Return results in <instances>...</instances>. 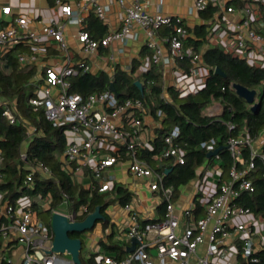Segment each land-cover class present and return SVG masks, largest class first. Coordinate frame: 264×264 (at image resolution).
<instances>
[{"label": "built area", "instance_id": "1", "mask_svg": "<svg viewBox=\"0 0 264 264\" xmlns=\"http://www.w3.org/2000/svg\"><path fill=\"white\" fill-rule=\"evenodd\" d=\"M117 1L125 5L121 29L109 32L101 38L94 37L84 28L78 31L77 38L85 56L94 54L101 46H109L116 40L125 43L132 31L133 23H136L146 30L147 45L153 49L151 62L169 63L172 59L191 60L189 70L175 85L181 94L205 86L202 78L208 76L210 70L203 69L202 54L197 52L194 46L185 44L189 31L182 16L152 14L141 0H133L131 4H127L126 0ZM251 1L195 0L194 3V9L197 11L207 10L211 4L225 7L229 12L240 9L242 23L230 36L226 44V52L246 60H250V49L264 55V20L259 19L262 14L257 17ZM55 4L60 8L66 22L60 24L57 20L54 21L45 28V34L54 40L55 48L68 55L70 47L65 38V26L67 24L83 26L84 14L92 7L95 8L97 16L103 20L106 17L107 7L96 0H83L76 5L65 0H55ZM0 13L10 15L12 6L0 4ZM26 24L25 16H16L11 22L0 27L1 54L12 51L19 44L27 42L31 44L32 52L18 51L15 54L20 67L35 66L39 63L40 54L46 50L39 33L27 30ZM165 26L172 28L171 33L161 37L162 42L169 46V56H164L163 45L157 40L159 30ZM42 65L41 69L44 68L46 73L45 80L43 83L34 80L38 86L36 94L29 102L35 110L43 109L46 118L54 126L81 138L80 141L73 139L68 142L64 167L72 170L73 174L87 167L94 179V183L89 188L103 195L114 188L116 178L111 171L112 168L128 161L130 174L137 178H145L156 204L165 208L162 216L153 217L140 214L131 202L132 199L123 204L128 214L127 220L120 224L117 230L110 225L105 231L123 244L126 253L118 257L104 253L100 246L95 247L97 264H215L214 257L227 255L226 240L234 233H238L242 239V248H236V253L241 254L249 264L259 260L258 252L261 247L256 239L255 224L247 219L238 220L239 217L249 214L250 210L239 205L237 200L244 191H255V184L249 174L256 168L257 158L264 161L263 145L259 146L247 130L238 136H231L228 140V148L234 158L229 178L221 182L215 194L209 193L201 180L195 190L198 203L179 209L177 190L167 182L166 178L171 164L186 162V150L179 141L181 135L179 126H174L164 134L163 147L151 160L141 157L139 154L141 150L147 147L154 149L151 143L141 137L145 114L153 113L142 99L120 100L110 87L87 95L74 91L73 79L81 72L91 71L87 57L75 63L68 61L61 67ZM4 101L5 99L0 95V104ZM157 113L162 115L161 110ZM4 115L11 123L17 121L14 106H8ZM228 125L230 129L236 127L232 122ZM34 131L35 128L29 126L30 136ZM245 146L251 148V157L247 161L243 157ZM202 147L208 152L215 151L216 141L214 139L204 141ZM103 149H108L109 152L103 155ZM122 150L126 151L127 159ZM22 157L26 158L25 151L22 152ZM2 163L0 150V166ZM238 163H241L242 167L238 166ZM37 167L43 174H51L49 167L42 162H39ZM215 174L218 177L222 174L217 164L208 167L205 178ZM1 175L0 171V177ZM262 176L264 177V170ZM33 179V173H30L27 180L33 181ZM63 195L64 201L70 206L69 210L54 211L65 213L72 221L84 220L93 212L90 211L89 204L85 203L77 208L72 207L68 194L64 192ZM115 198L113 194L109 202L113 203ZM34 201L47 207L51 198L23 196L16 205L5 202L0 207V237L5 240L13 238L17 245L23 248L22 264H76L71 257L66 258L63 254L48 252L52 247L54 233L50 231L47 222L38 217L37 210L33 206ZM200 206L205 207L203 215L196 213V209ZM134 238L137 239L135 248L129 251L128 248L133 244ZM7 244L0 247L5 253L8 250ZM0 259L8 260V257L3 253Z\"/></svg>", "mask_w": 264, "mask_h": 264}, {"label": "trees", "instance_id": "2", "mask_svg": "<svg viewBox=\"0 0 264 264\" xmlns=\"http://www.w3.org/2000/svg\"><path fill=\"white\" fill-rule=\"evenodd\" d=\"M217 11L215 6L210 5L202 15L210 18ZM102 35L106 30L97 18L92 20V28ZM169 28V33H171ZM168 33V34H169ZM206 30L204 26L197 28L198 38H190L188 43L195 45L199 52V46L204 42ZM15 50V49H14ZM14 50L6 54L0 53V95L5 99L0 104V150L3 163L0 166V193L2 200L0 206L9 202L16 205L23 196L29 198L50 197L49 208L40 211L41 206L34 201V209L41 218L47 221L50 231L51 217L64 201L63 193H67L72 205L78 207L80 204H89L90 211H94L98 205L104 203L103 195L96 191L86 189L73 178V171L64 167L63 156L68 145L65 131L50 122L43 109L35 110L29 102L36 94L37 84L34 78L37 74L35 66L20 67L14 54ZM152 54V53H151ZM181 65L189 70L190 59L180 60ZM203 62L210 68V73L204 87L185 95L172 86L169 93L172 101L163 97V79L161 66L152 64L149 70L138 76L143 84L141 89L136 84L133 73L117 67L114 78V86L119 94L120 100L127 98H140L145 105L151 109L156 117L163 122L164 134L174 126H179L181 135L179 141L186 150V162L184 164H171L166 175L167 182L176 190L186 185L197 176L198 168L207 161L217 164L222 170L220 183L229 178L230 169L234 165V158L228 148V140L231 136H238L248 131L249 135L257 140L264 131V67L251 65L246 59L235 57L225 52L220 47L208 49L203 53ZM134 66L133 72L136 71ZM217 68L225 73L216 72ZM234 82L257 89V98L261 106L254 110L253 103H249L241 97L233 87ZM73 90L84 95L95 91H103L109 88L110 77L107 73L94 75L89 72H81L74 79ZM260 92V93H259ZM218 101L222 109L218 113H209L207 109ZM13 102H15L13 104ZM14 106L17 121L11 123L4 111L7 107ZM161 110L162 115L157 111ZM236 125L234 129L229 128V123ZM29 126L35 131L29 135ZM30 136V137H29ZM214 139L216 141L217 154L209 157V152L202 147L204 141ZM29 140L26 148V158L22 157L23 145ZM158 143L154 149L145 148L140 151L141 157L150 160L157 153ZM264 152V143H263ZM244 160L251 157V148L245 146L243 149ZM217 161V162H216ZM42 162L48 166L51 174L45 175L37 164ZM238 166L242 167L241 163ZM264 161L256 159V168L252 170L249 177L255 184V191H244L238 198L237 203L253 211L256 215L264 218ZM33 173V181H29L28 175ZM122 203L130 201L132 193L123 185L116 184ZM104 208V207H103ZM104 212V209H102ZM78 237V233L71 234ZM259 260L250 264H264V247L258 252ZM84 264V256L81 255ZM88 264H96L94 258Z\"/></svg>", "mask_w": 264, "mask_h": 264}, {"label": "crops", "instance_id": "3", "mask_svg": "<svg viewBox=\"0 0 264 264\" xmlns=\"http://www.w3.org/2000/svg\"><path fill=\"white\" fill-rule=\"evenodd\" d=\"M65 1L71 3L72 5H76L83 0ZM96 1L99 4L105 5L107 7L105 19H100L95 12V8L92 7L84 14L85 19L83 26L67 24L64 30L65 38L67 39L70 47L69 54L67 55L55 48V43L53 42L54 40L52 38L47 37V35L45 34V28L52 24L54 21L57 20L60 24H64L66 22L65 17L63 16L60 8L55 4V0H0V4L12 6V13L10 15H4L0 13V27L11 22L16 16H25L27 18V24L25 28L27 30L39 33L42 39L41 41L46 46L45 52L41 53L39 56V63H36L35 65V67L37 68V74L34 80L37 79L36 81H39L41 83L44 82L46 73L44 68L41 69L43 67L42 64H44V67L45 65L61 67L68 61H70L71 63H75L80 59H86L87 57V61L91 66V71L89 73L98 76L103 72L107 73L110 77L109 87L111 88V84L114 82L117 67L127 71L128 73H133L134 76L137 78L136 81H138V76L142 75L144 72L149 70L152 64H155L151 62L153 49L147 45L148 37L146 34V30L136 23H133L132 31L129 33L127 41L125 43L120 40H116L113 41L109 46H101L98 51L94 54H91L89 56H85L83 54L80 48V42L77 38V33L80 29L84 28L88 30L94 37L101 38L109 32L121 29L123 26L125 5L120 4L117 0ZM141 1L145 5L146 9L152 14H170L182 16L189 31V34L185 40L186 45H192L195 47L193 43L188 42L190 41V38H198L197 28L199 26H204L206 30V35L204 37V42L198 48L199 52L202 54V61L203 53L210 48L220 47L226 52V44L230 36L233 34V32H235L237 26L242 23V12L239 8L236 11L229 12L228 10H226L225 7L222 8L215 4H211L212 6L216 7L217 11L212 17L205 18L202 13L206 12L208 9L204 11L195 10V0ZM126 2L127 4H131L133 0H126ZM251 2H253L254 4L257 17L259 18L260 14H262V17L259 19L261 21L264 20L263 0H252ZM93 18H97V20L100 21L102 25H104L106 31L102 35H99L95 31L94 27L92 28ZM169 28L170 27L168 26L161 28L159 30V37L157 38V40L163 45L164 56H169V46L168 44L162 42L161 37L169 33ZM30 45L31 44L29 42L19 44L17 47L14 48L15 50L13 49L14 54H16V52L18 51H24L27 53L32 52V48ZM249 51L250 60L247 61L251 65L254 64L255 66L264 67L263 53L259 54L254 51V49H250ZM149 64L150 66L148 67ZM156 64L158 66H161V70L163 72V97L169 101H172L173 99L169 93V88L175 86L177 84V81L182 80V77L188 70H186L181 65L180 60L172 59L169 63L159 62ZM203 65V69L205 68L210 70V68L204 62ZM134 66H136L137 68L136 71L133 72ZM208 76L202 78L203 83L206 84ZM54 91L56 92L57 89L55 88ZM161 129H163V122L161 121V119L156 117L154 113L145 114L144 130L141 133V137L143 140L148 143H151L153 146L158 143V150H161L163 147V137H161L162 134L160 133ZM65 134L68 142L73 139L78 141L81 140L78 135L76 136L72 132H68ZM28 141L29 140L24 143L23 151H26V148L29 143ZM256 141L259 146L263 145L264 131ZM102 152L103 155H106L109 150L103 149ZM122 152L125 155V159H127L126 151L122 150ZM63 160L65 163V155L63 156ZM214 164L215 163L211 164L207 161L200 168H198L197 176L194 179H192L186 185L181 186L177 190V203L179 209L192 205L193 203H198V200L195 196V190L197 184L201 180H203V182L205 183L207 191L211 194H215L216 189H218L219 185L221 184L220 179L222 174L220 177L215 174V176L205 178V174L208 170V167H213ZM128 166V161H125L122 164L114 166V168H112L111 170L112 173L115 175L116 182L111 192H109L108 194H103L104 203L106 198L110 196L108 202L106 204L103 203L104 208H102L104 209V212L103 210L102 212L105 214L107 219L105 221L98 220L102 222V225L97 227V221L93 229L86 230L78 236L82 238L83 246V238L85 237L89 246L92 248V251L89 252L88 256H84L82 252L81 255H83L85 259L84 264H88V261L91 258H94L97 264L95 247L97 248L98 246L101 247V250L104 253L116 255L118 257H122L126 253V250L123 248V244L121 242H118L116 238H113V235H108L105 231L108 226L110 227V225L114 228V230H117L118 228H120V224H123V222H125L128 218V214L123 208L124 203H122L120 195L116 191V184L123 185L124 187L128 188V190L132 193V200H130L136 206L140 214L159 217L162 216L165 212L164 206L157 205L154 198L152 197V194L147 184V180L145 178H137L132 176L128 170ZM218 168L220 169L219 166ZM73 178L79 181L86 189H90L89 187L94 183L92 174L87 167L81 168L79 171L74 172ZM113 194L116 196V198L112 203L109 201L113 197ZM0 196L1 202L3 198L1 193ZM43 198L45 199L47 197ZM4 204L5 203H3L1 206H3ZM63 204L67 203L63 201L60 206H62ZM39 205L41 206V210H47L50 206L48 205L47 207H45L42 204ZM60 206L56 210H60ZM204 208V206L198 207L196 209V213L198 215H203L205 213ZM37 215L39 218H41L38 213ZM240 219H247L249 221H253L257 229L256 239L261 247L259 249L261 250L264 247V218L260 215H256L253 211H250L249 214L238 218V220ZM43 220L46 221L45 219ZM6 244L8 246V250L5 253L3 249H0V255L3 253L6 254L8 260L0 259V264H22L23 248L19 247L13 238L5 240V238L0 237V247ZM225 247L228 249L227 255L224 257H214L213 260L215 264H249L242 258L241 254H237L235 251L236 248H242V239L239 237L238 233H234L229 238H227ZM13 259H15V263H13Z\"/></svg>", "mask_w": 264, "mask_h": 264}, {"label": "water", "instance_id": "4", "mask_svg": "<svg viewBox=\"0 0 264 264\" xmlns=\"http://www.w3.org/2000/svg\"><path fill=\"white\" fill-rule=\"evenodd\" d=\"M216 72L218 74L224 75L225 73L221 68H217ZM136 84L143 89V84L141 81H136ZM233 87L236 92L243 98H245L249 103H253L252 108L254 110L258 109L261 106L260 100H256L258 95L257 89H251L242 83L234 82ZM111 89L119 94L116 91L114 83L111 84ZM218 150L209 152V157L217 154ZM170 170H168L169 172ZM110 197V196H109ZM109 197L106 198V204L109 200ZM98 205L93 212H91L84 220L72 221L69 216L65 213L54 211L51 217V226L53 229L54 237L51 249L48 252H56L59 254H69L71 260L76 264H83L81 254L83 249V240L81 237H72L71 234L78 233L81 234L86 230H91L95 227V224L98 220H106L107 217L102 212L103 205ZM137 239H133V244L128 248L129 251H132L135 248V243Z\"/></svg>", "mask_w": 264, "mask_h": 264}, {"label": "rangeland", "instance_id": "5", "mask_svg": "<svg viewBox=\"0 0 264 264\" xmlns=\"http://www.w3.org/2000/svg\"><path fill=\"white\" fill-rule=\"evenodd\" d=\"M260 93V92H259ZM258 98H259V96H258ZM258 98L256 99V100H258ZM221 109H222V105H220V102H218V101H215V102H213V104L207 109V112H209V113H218V112H220L221 111ZM74 202L72 201V204H73ZM72 207H73V205H72ZM69 210V206L67 205V204H63L62 206H60V211H68ZM40 211H41V209H40ZM100 225H102V222L101 221H98V223H97V227H99ZM84 239V246H83V250H82V252H83V255L84 256H88L89 255V252H91L92 251V248L89 246V244H88V242H87V240H86V238L84 237L83 238ZM63 256L64 257H66V258H70V255L69 254H63ZM16 259V258H15ZM15 259H13V263H15L16 261H15Z\"/></svg>", "mask_w": 264, "mask_h": 264}]
</instances>
